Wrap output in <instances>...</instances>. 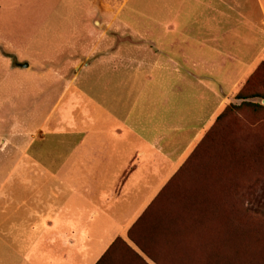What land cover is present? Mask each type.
<instances>
[{
  "label": "crops",
  "instance_id": "obj_1",
  "mask_svg": "<svg viewBox=\"0 0 264 264\" xmlns=\"http://www.w3.org/2000/svg\"><path fill=\"white\" fill-rule=\"evenodd\" d=\"M64 1L49 0L55 6L52 20L63 15ZM71 1L73 5L93 4L89 0ZM195 1L199 12L190 15L180 11L165 19L170 34L166 33L164 51L148 47L151 60L136 61L144 70L154 64L170 66L169 78L127 81L122 73L136 67L124 59L125 50L135 54L134 47L116 45L104 51L100 46L98 52L104 62L107 60L100 68L108 70V75L95 82L87 76L84 84L99 86V94L86 87L83 97L73 94L74 99L83 101V109L74 110V101L66 97L65 89L44 112L40 105L44 95L32 97L21 91L22 85L13 83V78L23 73L8 56L17 53L13 50V28L22 30L24 9L30 0L14 4L0 0V264H127L121 243L138 253L129 230L186 161L189 148L204 129L194 130L181 148L187 123L174 116L177 107L170 103L185 98L182 87H190V96L200 98L201 103L210 98L203 95V79L190 73L213 64L198 53L197 42L192 56L187 39L218 37L221 16L230 22V13L225 14V20L219 10L220 5L231 7L230 3ZM101 4H107L106 0L96 5ZM259 4L264 7V0ZM15 6L22 12L13 13ZM67 10V20L75 22L76 12L72 15V9ZM187 21L211 23V30L197 24L195 29L185 28ZM42 34L36 33L37 38ZM189 57L193 59L191 66ZM162 81L174 89L164 90V94L169 92L164 102L168 110L156 113V107L152 110L154 106H149V114H144L146 122L140 126L134 97H130L133 94L127 96L123 87ZM198 84L202 85L200 93L195 87ZM211 93L216 104L209 120L218 115L221 103L218 95ZM32 98L36 106L30 111ZM161 115L164 119H157ZM169 131L179 135L166 137L164 133ZM170 139L174 140L167 144Z\"/></svg>",
  "mask_w": 264,
  "mask_h": 264
},
{
  "label": "rangeland",
  "instance_id": "obj_2",
  "mask_svg": "<svg viewBox=\"0 0 264 264\" xmlns=\"http://www.w3.org/2000/svg\"><path fill=\"white\" fill-rule=\"evenodd\" d=\"M11 1L13 4L20 2ZM89 1L93 4L73 5L74 1L69 0L68 6L65 0L61 5L63 15L58 20H52L50 15L55 6L49 0H30L24 9L22 30L13 28V50L17 53L8 56L23 73V76L13 78V83L22 85L21 91L26 90L32 97L36 93L41 95L40 98L44 95L40 104L45 107L44 112L65 89L66 97L74 101L71 102L74 110H82L83 101L77 97L74 99L73 94L82 96L85 87L99 94V86L84 84L87 76L95 82L108 75V70L100 68V63L104 62L102 53L98 52L100 46L104 51L116 45L134 47L135 54L129 48L125 50L124 59L136 67L122 73L127 81L133 82L132 78H169L170 66L154 64L151 69L144 70L136 61L151 60L148 47L155 46L164 51L170 34L166 32L170 29L166 18L180 14V11L190 15L199 12L195 0H106L107 4L101 5L96 4L103 0ZM223 2L231 4V7L219 6L225 20L228 19L225 14L230 13V22L223 21L221 16L219 36L187 39L191 42L188 50L192 56L195 55L197 42L198 53L207 62L213 63L201 69H191L192 73L188 70L203 79V95L210 98L201 103L200 98L190 96V87H182L185 98L170 103L177 107L174 111L178 113L174 116L187 123L180 138L181 148L194 130L204 126L197 141L188 150L190 155L205 136L199 146L197 161L189 164L188 170L192 172L188 175L182 173L185 175L180 184L182 195L164 199L163 212L161 207L160 212L155 213L158 222L155 225H161L162 230L155 232L151 228L147 234H135L148 245L156 241L155 246H150V255L155 254L159 260L156 262L147 256L135 242L138 253L121 243L119 245L126 251L123 256L129 260L127 264H185L184 260H175L174 252L172 261H169L172 248L175 250L182 239L191 253L203 254L201 263L193 261L191 264H264V107L259 110L244 107L227 115L214 128L211 125L216 116L208 119L216 104V97L209 94L211 91L221 101L218 114L227 105L242 102L237 98L240 91L245 95L253 92L264 95V7L259 4L260 0ZM68 7L72 9V15L76 12L75 22L67 20ZM12 10L15 13L20 8L15 6ZM18 16L21 17V14ZM183 24L188 29L197 28V24L198 28L211 30V23L207 22L187 21ZM39 32L43 34L37 38L36 33ZM16 46L21 47L17 50ZM192 60L190 58L188 62L190 66ZM24 62L28 63V67L21 66ZM140 84L124 86L122 92L127 96L133 94L130 97H134L135 117L142 126L146 122L144 114H149V106H154L152 110L156 107V113L168 110L165 101L170 90L174 89L171 85H164L163 81L160 84ZM195 87L200 93L202 85ZM164 90L169 91L168 94H164ZM127 96V100L131 99ZM33 99L28 103L30 111L36 106ZM248 101L264 105V98L260 96ZM157 119L164 118L161 115ZM209 128L211 130L206 134ZM164 135L171 138L179 134L169 131ZM171 140L174 139L167 140V144ZM175 225L181 235L179 241L167 236ZM233 238L240 240L242 247L237 246ZM171 239L169 249L166 241ZM217 240L218 253L222 256L212 258L209 254Z\"/></svg>",
  "mask_w": 264,
  "mask_h": 264
},
{
  "label": "trees",
  "instance_id": "obj_3",
  "mask_svg": "<svg viewBox=\"0 0 264 264\" xmlns=\"http://www.w3.org/2000/svg\"><path fill=\"white\" fill-rule=\"evenodd\" d=\"M260 96L261 98H264V95L257 93V92H253L250 94H244L243 92H239L237 94V98L242 100V102L240 104H229L227 105L216 117L214 120V123L211 125V128H214L222 119L226 118L227 115L232 114L236 111H239L241 109H243L244 107H250L253 110H259L262 107H264V105H262L261 103H257V102H251L248 101V99L252 98V97H257ZM211 128H209V130L207 131L206 134H209L208 132L211 130ZM205 134V135H206ZM205 138V136L202 138V140L199 142V144L196 146V148L191 152V154L187 157L186 161L182 164V166L179 168V170L175 173V175H173V177L168 181V183L164 186V188L159 192V194L156 196V198L152 201V203L148 206V208L144 211V213L137 219V221L132 225L131 229L129 230V238L131 240H133V242L136 243V245L141 249V251L143 253H145L147 256L151 257L153 260H155L157 262V260H159L155 254L150 255V246H155L157 243L154 240L152 244L148 245L146 244V242H144L142 239L137 238L135 236V234L139 233V232H144V233H148V231H152L153 229L155 230V232L162 230L161 225H155L157 222L156 220V216L155 213L160 212V209L163 205V201L164 199H169L172 198V196H177V195H182V193L180 192V188H181V183L182 181L185 179V175H183L182 173H186V175H188L189 172H192L191 170H188L189 164L192 162L194 163V161H197V157L199 155V146L202 145L203 139ZM187 177V176H186ZM201 184H203V180H201ZM180 185V186H179ZM179 186V187H178ZM178 191V192H176ZM215 207V206H214ZM214 209V208H213ZM161 212H163V207ZM169 235L167 236H171L170 238L172 239H176V241H179V238L181 237V235H179V231L178 228L175 226H173L169 231ZM234 236V235H232ZM172 239L169 241H166V244L169 245V249L171 246V241ZM216 240V237H215ZM235 244L237 246L240 245V247H242V242L238 239L233 238ZM150 240L147 241V243ZM168 242V243H167ZM239 242V244H238ZM218 240L215 242V245H213L212 247V251L209 254V256H212V258H216L217 256H222L221 254L218 253ZM173 245V243H172ZM179 245L178 247L175 248V250H173L172 248V257L169 255V253H167L169 255V261H172L173 259V252L175 253V260L179 259V260H184L185 264H188L190 262V264L193 261L196 262H202L204 257L203 254H193L189 251V249L186 247L187 244L185 243V241L180 240V244H176ZM191 251L193 252V249L191 248ZM137 255V253H136ZM139 257V256H138ZM224 259L227 260V258L224 257ZM227 262V261H226Z\"/></svg>",
  "mask_w": 264,
  "mask_h": 264
},
{
  "label": "water",
  "instance_id": "obj_4",
  "mask_svg": "<svg viewBox=\"0 0 264 264\" xmlns=\"http://www.w3.org/2000/svg\"><path fill=\"white\" fill-rule=\"evenodd\" d=\"M22 67H28V63L27 62H24L21 64Z\"/></svg>",
  "mask_w": 264,
  "mask_h": 264
}]
</instances>
